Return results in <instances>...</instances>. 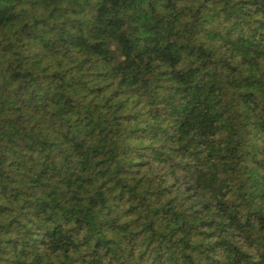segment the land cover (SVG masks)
I'll use <instances>...</instances> for the list:
<instances>
[{"label":"trees","instance_id":"trees-1","mask_svg":"<svg viewBox=\"0 0 264 264\" xmlns=\"http://www.w3.org/2000/svg\"><path fill=\"white\" fill-rule=\"evenodd\" d=\"M0 264H264V0H0Z\"/></svg>","mask_w":264,"mask_h":264}]
</instances>
